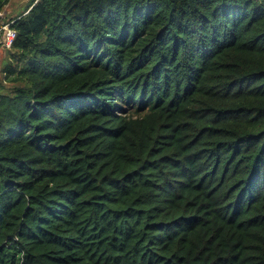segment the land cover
<instances>
[{"label": "trees", "instance_id": "1", "mask_svg": "<svg viewBox=\"0 0 264 264\" xmlns=\"http://www.w3.org/2000/svg\"><path fill=\"white\" fill-rule=\"evenodd\" d=\"M7 19L0 264H264V0Z\"/></svg>", "mask_w": 264, "mask_h": 264}, {"label": "built area", "instance_id": "2", "mask_svg": "<svg viewBox=\"0 0 264 264\" xmlns=\"http://www.w3.org/2000/svg\"><path fill=\"white\" fill-rule=\"evenodd\" d=\"M8 12L6 8L0 11V50H10L15 41V31L11 25L15 20H8Z\"/></svg>", "mask_w": 264, "mask_h": 264}, {"label": "rangeland", "instance_id": "3", "mask_svg": "<svg viewBox=\"0 0 264 264\" xmlns=\"http://www.w3.org/2000/svg\"><path fill=\"white\" fill-rule=\"evenodd\" d=\"M30 4V0H9V4L6 7V10L9 15L13 14H22L28 5ZM11 19V18H10ZM8 60L7 52L0 50V72L2 70V66L5 61ZM1 74H0V79H1Z\"/></svg>", "mask_w": 264, "mask_h": 264}]
</instances>
